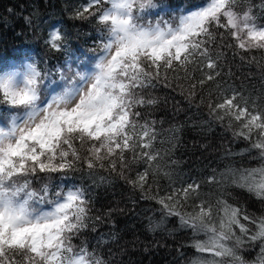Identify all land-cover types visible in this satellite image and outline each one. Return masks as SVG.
<instances>
[{
  "label": "snow or ice",
  "instance_id": "obj_1",
  "mask_svg": "<svg viewBox=\"0 0 264 264\" xmlns=\"http://www.w3.org/2000/svg\"><path fill=\"white\" fill-rule=\"evenodd\" d=\"M157 9L164 15L153 20ZM85 13L103 26L102 51L90 68L85 65L71 78L61 74L62 86L47 68L38 70L35 64L0 75V105L16 110L0 120V264H106L89 243H73L89 227L91 203L88 189L75 183L73 174L86 166L87 178L95 183L97 168L116 172L119 164L123 169L129 152L133 160L147 157L151 167L155 136L147 121L140 123L143 117L136 109L155 101L145 99L142 91L161 79L166 82L169 72L187 76L194 65L203 64L219 76V55L211 56L217 36L223 40L227 32L244 53L264 52V24L246 0H203L171 19L164 18L166 5L156 0H91L77 18ZM45 43L54 51L65 47L59 30L50 32ZM215 76L210 72L206 79ZM230 91L231 96L225 93L221 102L209 105L212 114L222 122L229 118V127L238 122L235 134L264 157V108L253 102L250 110L248 99ZM147 175L146 170L129 182L143 188ZM235 175L211 176L208 182L223 186L231 180L264 200V167L240 173L239 179ZM57 179L60 183L53 185ZM199 187L188 184L157 201L168 216L179 217L182 227L207 237L193 246L211 258L199 255L191 264H245L239 250L246 242L264 245V217L242 214L223 199L215 205L199 199ZM194 195L199 203L191 213H181L178 208ZM241 216L254 231L241 223Z\"/></svg>",
  "mask_w": 264,
  "mask_h": 264
},
{
  "label": "trees",
  "instance_id": "obj_2",
  "mask_svg": "<svg viewBox=\"0 0 264 264\" xmlns=\"http://www.w3.org/2000/svg\"><path fill=\"white\" fill-rule=\"evenodd\" d=\"M90 3L91 0H0V74L29 50L34 49L43 63L67 65L90 45L102 48L103 26L96 16L85 13V18H77V13ZM253 11L257 20L263 22L264 10L253 7ZM56 30L64 37L65 47L61 51H54L45 43L50 32ZM216 44L211 56L216 59L219 55V76L203 64L194 65L187 76L183 71L169 72L166 82L161 79L142 91L145 99L155 101L136 109L143 117L140 123L147 121L155 136L150 151L156 159L151 167L145 162L147 157L133 160L129 152L127 167L120 169L118 164L116 172L110 167L97 168L95 183L87 178L86 166L83 172L74 173L88 189L91 201L89 227L77 237L76 243L78 246L89 243L106 264H191L199 255L211 258L208 253H197L193 246L207 237L182 227L179 217L168 216L157 202L188 184L200 185L199 199L213 205L218 198L223 199L226 204L240 208L242 214L264 217V200L245 188L231 180L223 186L208 182L209 177L220 179L221 174L230 177L236 174L232 178L239 179L240 173L264 167V157L259 151L235 134L239 123L233 120L229 127V118L222 122L209 107L221 102L225 93L231 96L230 90H236L248 99L250 110L253 102L264 108V71L260 70L264 66V52H242L235 48L236 42L227 32L223 40L217 36ZM228 44L233 47H227ZM210 72L215 76L211 81L206 79ZM201 80L205 81L203 85L199 83ZM193 91L195 95L191 94ZM7 109L0 105L2 114L10 112ZM146 170L143 188L129 182L137 180ZM99 177L105 179L101 181ZM199 199L194 195L178 210L191 213ZM219 215L223 216V209ZM241 223L255 230L242 216ZM234 230L239 235V228ZM262 246L260 241L243 245L239 254L245 264H261Z\"/></svg>",
  "mask_w": 264,
  "mask_h": 264
},
{
  "label": "rangeland",
  "instance_id": "obj_3",
  "mask_svg": "<svg viewBox=\"0 0 264 264\" xmlns=\"http://www.w3.org/2000/svg\"><path fill=\"white\" fill-rule=\"evenodd\" d=\"M246 2L250 3L252 7H256L258 10H264V0H246Z\"/></svg>",
  "mask_w": 264,
  "mask_h": 264
},
{
  "label": "bare ground",
  "instance_id": "obj_4",
  "mask_svg": "<svg viewBox=\"0 0 264 264\" xmlns=\"http://www.w3.org/2000/svg\"><path fill=\"white\" fill-rule=\"evenodd\" d=\"M61 1V0H60ZM64 1V0H63ZM57 4V3H56ZM62 21V20H61ZM63 25V24H62ZM42 37V36H41ZM22 42V41H21ZM2 45H3V43H2ZM4 46V45H3ZM4 49V48H3ZM7 50V49H6ZM3 52V51H2ZM7 53V52H6ZM4 54V53H3ZM3 56V55H2ZM5 58V57H4ZM6 60H8V59H6ZM4 61V60H3ZM3 65V64H2ZM3 67V66H2Z\"/></svg>",
  "mask_w": 264,
  "mask_h": 264
}]
</instances>
